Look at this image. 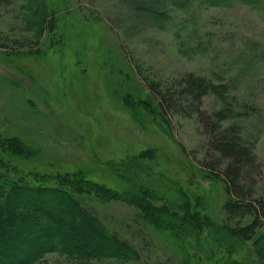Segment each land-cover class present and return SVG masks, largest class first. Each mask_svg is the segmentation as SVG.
Wrapping results in <instances>:
<instances>
[{"label": "rangeland", "instance_id": "1", "mask_svg": "<svg viewBox=\"0 0 264 264\" xmlns=\"http://www.w3.org/2000/svg\"><path fill=\"white\" fill-rule=\"evenodd\" d=\"M165 1L0 0V139L21 144L8 142L0 158L22 174L83 178L116 193L142 186L157 207L176 209L188 197L215 225L202 233L204 248L182 249L122 197L82 195L105 229L137 252L90 263L183 264L185 256L188 264H264V215L256 226L251 214L227 215L226 185L201 165L209 135L198 117L221 100L182 92L194 74L244 106L222 125L236 124L251 147L256 167L244 188L252 191L247 200L264 202V0ZM151 84L172 94L169 108L151 107ZM220 225H250L251 236L217 240ZM36 264L78 262L51 252Z\"/></svg>", "mask_w": 264, "mask_h": 264}, {"label": "trees", "instance_id": "2", "mask_svg": "<svg viewBox=\"0 0 264 264\" xmlns=\"http://www.w3.org/2000/svg\"><path fill=\"white\" fill-rule=\"evenodd\" d=\"M180 1L169 0V3L165 1L164 4L181 6L178 4ZM242 1L255 3L259 0ZM183 84L182 92L197 102L207 94L215 95L221 100V108L211 116L205 112L198 115L199 122L209 135V159L201 162V165L208 176L220 178L226 185L230 197L224 203L223 210L227 215L251 214L254 217L251 225L256 226L257 220L264 215V202L261 197H256L253 201L247 200L252 191L251 188H244L243 183L256 167L255 155L251 147L239 138V127L236 124L231 123L226 127L222 125L241 116L238 111L241 105L239 108L231 106L224 87L207 81L205 77L187 74ZM151 85L150 95L154 101V104H150L151 107L169 108L172 94L167 95V92L164 93L155 84ZM18 140L0 139V154L6 151V144L10 141L16 143L13 149L20 147ZM152 153L151 150L143 152ZM137 160L138 157L132 158L129 164L136 166ZM0 170V264H36L43 255L51 252H58L78 264H93L90 262L109 259L121 262L131 255L136 256L137 252L130 245L105 229L98 213L84 203L82 195L93 194L100 202L122 197V200L132 203L139 210L145 223L174 238L182 249L186 248V244H191L197 250L204 248V243L200 241L202 233L206 227H215L206 215L191 209L188 197L176 209L169 204L157 207L154 204L155 195L142 186H139V190L130 187L129 190L123 189L116 193L83 178L46 173L22 174L17 168L5 165L1 158ZM26 179L31 180L34 185H30ZM220 226L217 227L219 231L216 230L217 240L221 239L220 234L230 239L235 237L237 241V238L251 236L248 231L250 225L237 229L228 225ZM205 256L202 254L201 259L208 260ZM184 258L183 264H188L187 257Z\"/></svg>", "mask_w": 264, "mask_h": 264}]
</instances>
